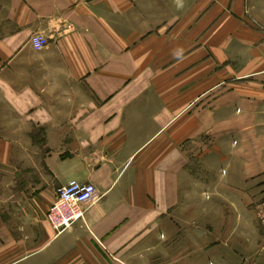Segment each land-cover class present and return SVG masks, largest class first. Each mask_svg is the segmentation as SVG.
<instances>
[{"label":"crops","instance_id":"1","mask_svg":"<svg viewBox=\"0 0 264 264\" xmlns=\"http://www.w3.org/2000/svg\"><path fill=\"white\" fill-rule=\"evenodd\" d=\"M262 206L264 0H0V264H264Z\"/></svg>","mask_w":264,"mask_h":264},{"label":"built area","instance_id":"2","mask_svg":"<svg viewBox=\"0 0 264 264\" xmlns=\"http://www.w3.org/2000/svg\"><path fill=\"white\" fill-rule=\"evenodd\" d=\"M43 36L32 38L36 50L45 45ZM96 188L90 183L71 180L56 189L54 202L47 212V220L56 234L69 230L75 223L84 219L82 206L97 200Z\"/></svg>","mask_w":264,"mask_h":264},{"label":"rangeland","instance_id":"3","mask_svg":"<svg viewBox=\"0 0 264 264\" xmlns=\"http://www.w3.org/2000/svg\"><path fill=\"white\" fill-rule=\"evenodd\" d=\"M259 215L260 217H262L264 219V216H263V213H264V206H262L260 209H259Z\"/></svg>","mask_w":264,"mask_h":264},{"label":"bare ground","instance_id":"4","mask_svg":"<svg viewBox=\"0 0 264 264\" xmlns=\"http://www.w3.org/2000/svg\"><path fill=\"white\" fill-rule=\"evenodd\" d=\"M263 216H264V213H263Z\"/></svg>","mask_w":264,"mask_h":264}]
</instances>
